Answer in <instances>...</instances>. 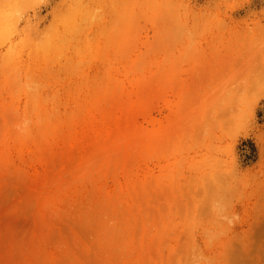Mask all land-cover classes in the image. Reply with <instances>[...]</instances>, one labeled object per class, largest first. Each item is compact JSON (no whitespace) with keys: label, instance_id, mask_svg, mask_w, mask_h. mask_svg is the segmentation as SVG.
Returning <instances> with one entry per match:
<instances>
[{"label":"rangeland","instance_id":"rangeland-1","mask_svg":"<svg viewBox=\"0 0 264 264\" xmlns=\"http://www.w3.org/2000/svg\"><path fill=\"white\" fill-rule=\"evenodd\" d=\"M0 264H264V0H0Z\"/></svg>","mask_w":264,"mask_h":264},{"label":"bare ground","instance_id":"bare-ground-1","mask_svg":"<svg viewBox=\"0 0 264 264\" xmlns=\"http://www.w3.org/2000/svg\"><path fill=\"white\" fill-rule=\"evenodd\" d=\"M10 20H11V18H10Z\"/></svg>","mask_w":264,"mask_h":264}]
</instances>
